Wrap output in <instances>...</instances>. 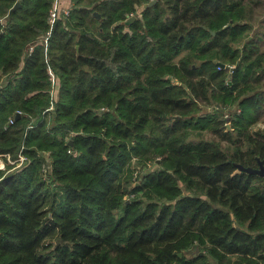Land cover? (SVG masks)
I'll return each mask as SVG.
<instances>
[{
  "label": "trees",
  "instance_id": "obj_1",
  "mask_svg": "<svg viewBox=\"0 0 264 264\" xmlns=\"http://www.w3.org/2000/svg\"><path fill=\"white\" fill-rule=\"evenodd\" d=\"M55 2L0 0V264H264L260 0Z\"/></svg>",
  "mask_w": 264,
  "mask_h": 264
},
{
  "label": "built area",
  "instance_id": "obj_2",
  "mask_svg": "<svg viewBox=\"0 0 264 264\" xmlns=\"http://www.w3.org/2000/svg\"><path fill=\"white\" fill-rule=\"evenodd\" d=\"M61 13L65 14V15H69L70 7L67 8V9H64L63 11H60L59 7L58 8L54 7L52 9L50 17H49V24L51 25V29L49 30V32L45 36H43L40 39V42L42 44H44L46 47H48V42H49V38L51 36V32H52L53 26L55 25V22L58 19V17L60 16ZM34 50H35V45H32L27 50V53L30 55V54H32L34 52ZM49 74H50V80H51L52 88H53V90H52V99L56 100L57 99V94H58V91H59V86H58L59 82H58L56 74L54 73V71L52 69L49 70ZM54 109H55V106H54V104H52L51 107L46 112L53 111ZM17 114H21V112L18 111ZM17 114H16V116H17ZM14 122H15L14 117H11L10 120H9V124H13ZM30 127H32V126H29V128ZM19 161L20 162H24L25 161V157L24 156H20Z\"/></svg>",
  "mask_w": 264,
  "mask_h": 264
},
{
  "label": "rangeland",
  "instance_id": "obj_3",
  "mask_svg": "<svg viewBox=\"0 0 264 264\" xmlns=\"http://www.w3.org/2000/svg\"><path fill=\"white\" fill-rule=\"evenodd\" d=\"M260 4L256 6V10H255V24H256V27L258 29L261 30V35H262V46L264 48V26L261 27L260 25L264 22V0H260ZM63 3H62V0H56L55 4H54V7L55 8H58L59 7V10L60 11H63L64 9H67L65 7H63ZM53 7V8H54ZM264 114V113H263ZM230 125V124H229ZM228 128H230V126H228ZM258 130H262L264 131V116L262 117L260 123H258L255 128L253 129V133H256ZM208 138H211V137H208ZM0 160L2 161V163H0V168H5L6 167V163H5V160L1 157L0 155ZM26 161V159H25ZM24 162H20L18 165H22ZM11 162L14 164L16 161H12ZM238 172H241L240 170H238Z\"/></svg>",
  "mask_w": 264,
  "mask_h": 264
},
{
  "label": "water",
  "instance_id": "obj_4",
  "mask_svg": "<svg viewBox=\"0 0 264 264\" xmlns=\"http://www.w3.org/2000/svg\"><path fill=\"white\" fill-rule=\"evenodd\" d=\"M157 0H153V2L150 3V6L154 5L156 3ZM21 6V2H17L15 4V6L11 9L9 15L11 16L13 14L14 11H16L19 7ZM95 16H98L100 19L102 18L101 15L98 12H95ZM136 17H133L131 20L128 21V23L132 22L133 20H135ZM21 114H17L16 118H20ZM228 126H230L228 124ZM71 144H73L71 142ZM258 163H259V167H246L241 163H235L236 167L238 168V170H240L241 172H247L250 174H256L259 176H263L264 177V160H262L260 157H257Z\"/></svg>",
  "mask_w": 264,
  "mask_h": 264
},
{
  "label": "crops",
  "instance_id": "obj_5",
  "mask_svg": "<svg viewBox=\"0 0 264 264\" xmlns=\"http://www.w3.org/2000/svg\"><path fill=\"white\" fill-rule=\"evenodd\" d=\"M63 7L69 8L71 6V0H62Z\"/></svg>",
  "mask_w": 264,
  "mask_h": 264
},
{
  "label": "flooded vegetation",
  "instance_id": "obj_6",
  "mask_svg": "<svg viewBox=\"0 0 264 264\" xmlns=\"http://www.w3.org/2000/svg\"><path fill=\"white\" fill-rule=\"evenodd\" d=\"M256 158H257V157H256ZM262 160H264V159H262ZM257 165H258L257 167H259V163H258V160H257Z\"/></svg>",
  "mask_w": 264,
  "mask_h": 264
}]
</instances>
